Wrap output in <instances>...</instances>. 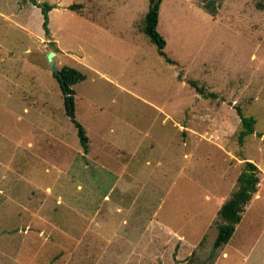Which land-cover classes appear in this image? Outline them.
<instances>
[{
  "label": "rangeland",
  "instance_id": "obj_1",
  "mask_svg": "<svg viewBox=\"0 0 264 264\" xmlns=\"http://www.w3.org/2000/svg\"><path fill=\"white\" fill-rule=\"evenodd\" d=\"M37 1L47 34L0 0V264H264V0H158L173 63L140 29L150 0ZM49 51L85 75L86 151ZM247 162L258 195L214 247Z\"/></svg>",
  "mask_w": 264,
  "mask_h": 264
},
{
  "label": "trees",
  "instance_id": "obj_2",
  "mask_svg": "<svg viewBox=\"0 0 264 264\" xmlns=\"http://www.w3.org/2000/svg\"><path fill=\"white\" fill-rule=\"evenodd\" d=\"M150 1L152 4L153 0ZM30 2L37 7H40L43 17L42 26L47 34V13L51 9L52 5L47 2H37L36 0H30ZM158 3L159 1H157L154 5H150L146 13L143 15L140 29H142L148 39L155 45L157 53L162 56L166 62L173 63L163 50L165 45L164 38L156 30L158 20ZM78 7L79 5L73 4L70 5L69 8L75 9ZM53 76L56 78L62 94L65 114L69 117L73 126L76 128V135L80 146L83 151H86L88 138L85 134L83 126L75 119L74 116V90L72 88V85L77 81L83 80L85 75L76 68L64 65L59 69V75L53 74ZM197 90L202 94L204 92L200 87H197ZM236 111L242 125V129L238 134V141L242 142L245 135L253 133L254 119L250 116L243 115L239 107H236ZM256 169V166L251 162L246 163L243 171L237 177L236 189L217 210L220 223L216 228L217 233L214 240V247H218L219 245L226 243L229 240L235 225L240 221L245 205L249 202L253 193L256 191L258 183V177L254 172Z\"/></svg>",
  "mask_w": 264,
  "mask_h": 264
},
{
  "label": "water",
  "instance_id": "obj_3",
  "mask_svg": "<svg viewBox=\"0 0 264 264\" xmlns=\"http://www.w3.org/2000/svg\"><path fill=\"white\" fill-rule=\"evenodd\" d=\"M158 0H153L151 5H154ZM53 56L54 52L49 51L47 53V61L49 63L50 70L53 74L59 75V70L54 66V61H53Z\"/></svg>",
  "mask_w": 264,
  "mask_h": 264
},
{
  "label": "crops",
  "instance_id": "obj_4",
  "mask_svg": "<svg viewBox=\"0 0 264 264\" xmlns=\"http://www.w3.org/2000/svg\"><path fill=\"white\" fill-rule=\"evenodd\" d=\"M37 1V0H36ZM38 2V1H37ZM258 189H256V191L253 193V197H255V196H257L258 195V191H257ZM253 197H251V199L249 200V202L251 203V200L253 199ZM249 205V204H248ZM248 205H247V207H246V205H245V207H246V209H245V207H244V209H245V211L247 210V209H249L248 208ZM251 205V204H250ZM244 211V210H243ZM248 211V210H247ZM243 213V212H242ZM241 218H242V214H241ZM241 220V219H240ZM224 254V253H223Z\"/></svg>",
  "mask_w": 264,
  "mask_h": 264
}]
</instances>
